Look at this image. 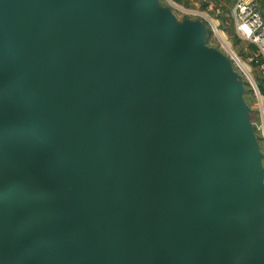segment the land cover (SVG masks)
Here are the masks:
<instances>
[{"label": "water", "instance_id": "water-1", "mask_svg": "<svg viewBox=\"0 0 264 264\" xmlns=\"http://www.w3.org/2000/svg\"><path fill=\"white\" fill-rule=\"evenodd\" d=\"M198 40L153 0H0V264H264L236 79Z\"/></svg>", "mask_w": 264, "mask_h": 264}, {"label": "rangeland", "instance_id": "rangeland-1", "mask_svg": "<svg viewBox=\"0 0 264 264\" xmlns=\"http://www.w3.org/2000/svg\"><path fill=\"white\" fill-rule=\"evenodd\" d=\"M235 1L153 0V5L159 13L168 16L173 21L177 33L183 36H188L189 34L197 35L199 38L198 47L220 59L228 75L236 79V97L243 108L244 122L247 125L248 134L252 138L255 148V171L258 179V190L264 196V140L256 128L259 114L257 111V99L251 84L254 78L264 95V73L259 66L251 61V54L254 51L253 45L241 39L235 31L231 17V8ZM258 1L264 14V0ZM193 10L206 12L208 16H197L193 14ZM208 18H212L217 22L221 36L212 31ZM225 43L230 44V47H227ZM228 48L233 49L239 58L245 62L247 72L244 70V73L240 69ZM246 74L249 75V78Z\"/></svg>", "mask_w": 264, "mask_h": 264}, {"label": "built area", "instance_id": "built-area-1", "mask_svg": "<svg viewBox=\"0 0 264 264\" xmlns=\"http://www.w3.org/2000/svg\"><path fill=\"white\" fill-rule=\"evenodd\" d=\"M193 14L204 17L207 15L206 12L199 10H193ZM231 17L237 35L255 47L251 54V61L259 66L264 73V14L261 4L258 0H236L231 8ZM208 19L212 31L221 36L217 22L212 18ZM251 84L257 99V111L259 114L256 128L264 140V95L254 78Z\"/></svg>", "mask_w": 264, "mask_h": 264}, {"label": "crops", "instance_id": "crops-1", "mask_svg": "<svg viewBox=\"0 0 264 264\" xmlns=\"http://www.w3.org/2000/svg\"><path fill=\"white\" fill-rule=\"evenodd\" d=\"M223 39H224V37H223ZM225 40V39H224ZM225 42V41H224ZM225 45L228 47H230V44H228V43H225ZM232 48V47H231ZM229 49V48H228ZM229 52L231 53V56H232V58L235 60V62L237 63V65L240 67V69L244 72V70H246V72H247V66H246V64H245V62L244 61H242L240 58H239V56L234 52V50L233 49H229ZM233 54V55H232ZM237 56V57H236ZM245 73V72H244ZM246 76L248 77L249 75H247L246 74ZM249 78V77H248ZM252 79V78H251ZM251 81V80H250Z\"/></svg>", "mask_w": 264, "mask_h": 264}, {"label": "trees", "instance_id": "trees-1", "mask_svg": "<svg viewBox=\"0 0 264 264\" xmlns=\"http://www.w3.org/2000/svg\"><path fill=\"white\" fill-rule=\"evenodd\" d=\"M254 47V46H253ZM254 50H255V47H254Z\"/></svg>", "mask_w": 264, "mask_h": 264}]
</instances>
